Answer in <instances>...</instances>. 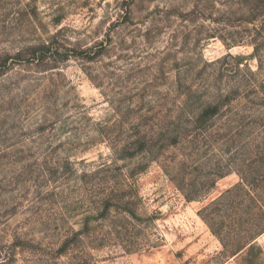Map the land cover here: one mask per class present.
<instances>
[{
  "label": "rangeland",
  "instance_id": "1",
  "mask_svg": "<svg viewBox=\"0 0 264 264\" xmlns=\"http://www.w3.org/2000/svg\"><path fill=\"white\" fill-rule=\"evenodd\" d=\"M261 14L0 0V264H264Z\"/></svg>",
  "mask_w": 264,
  "mask_h": 264
},
{
  "label": "trees",
  "instance_id": "2",
  "mask_svg": "<svg viewBox=\"0 0 264 264\" xmlns=\"http://www.w3.org/2000/svg\"><path fill=\"white\" fill-rule=\"evenodd\" d=\"M260 20V26H258V28L254 29V36L256 38V40H260L262 38H264V14L261 15H252L250 18V22L252 24H256L258 21ZM264 52V45H261L260 43H256L255 44V53L256 56L258 57V59H261V54ZM238 190H245L246 195L249 194V192L242 186H237L234 189H231L229 191H227L220 199H218L217 201L214 202L215 203H219V201H221V199H223L225 196L227 195H231L233 192L238 191ZM250 195V194H249ZM250 200V198H249ZM252 200V198H251ZM213 205V204H212ZM87 224L86 227L83 228V230L87 229ZM264 232V223L263 224H259L257 225V223H252L251 227H250V231H248L246 233V237L244 238L245 242L242 243L241 246L237 245L236 243L229 241V243H227L226 241H224L223 239H221L219 233H217L214 230V233L220 237V239L222 240L223 244H224V249L226 251V253H230L233 254L235 256L246 253V257H251L253 255V253H255L256 251H261V249L257 246V244L255 243L257 236L260 235L261 233ZM66 249V247L64 248V250ZM63 250V251H64ZM65 252V251H64ZM86 255V254H85ZM87 259L85 260V258L83 259V263L84 264H90L91 260L89 258L88 255ZM79 260V257H75L72 255V257L70 258V261L68 263L70 264H78L75 261Z\"/></svg>",
  "mask_w": 264,
  "mask_h": 264
}]
</instances>
